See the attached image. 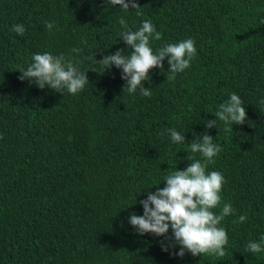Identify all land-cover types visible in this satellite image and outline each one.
Wrapping results in <instances>:
<instances>
[{
    "label": "trees",
    "instance_id": "trees-1",
    "mask_svg": "<svg viewBox=\"0 0 264 264\" xmlns=\"http://www.w3.org/2000/svg\"><path fill=\"white\" fill-rule=\"evenodd\" d=\"M136 2L124 11L107 0H0V264H264V252H246L264 236V0ZM121 17L132 31L151 20L162 36L150 41L154 52L191 38L190 67L169 80L165 58L142 81L152 95L129 94L121 69L92 59L130 54ZM44 52L86 71L84 89L20 80L18 69ZM232 93L245 122L206 128ZM170 128L185 143H173ZM205 132L222 148L206 171L225 180L213 211L234 209L219 225L228 244L223 257H180L179 245L139 234L129 216L143 214L139 201L164 187L173 167L203 161L189 144ZM240 215L247 220L236 223Z\"/></svg>",
    "mask_w": 264,
    "mask_h": 264
},
{
    "label": "clouds",
    "instance_id": "clouds-1",
    "mask_svg": "<svg viewBox=\"0 0 264 264\" xmlns=\"http://www.w3.org/2000/svg\"><path fill=\"white\" fill-rule=\"evenodd\" d=\"M111 6L119 5L124 11L139 9L136 0H107ZM137 15L141 13L137 11ZM45 26L51 30L53 24L45 21ZM121 28L124 29L120 35L125 44L132 51L129 55H122V50L105 55L97 61L105 66V69L113 65L121 69V78L126 81L127 91L133 94L139 88L143 96L150 97L151 91L142 85V81L148 80L149 72L153 68L163 69V61L167 58L168 79H175V74L183 72L190 67L191 60L196 56L195 42L184 39L177 43H169L153 51L150 41L161 40L162 36L156 30L151 20L142 22L138 30L128 29L127 22L121 17L119 19ZM12 30L20 36L24 35L23 24L12 25ZM72 52L80 49L73 48ZM32 62L26 69H18L22 74L20 80L28 79L35 82L40 89L49 88L61 93L66 89L70 94H77L84 89L89 82L86 71H80L74 66L71 58L64 54L53 55L49 52L35 53L31 57ZM96 71L94 68H91ZM216 119L206 120L205 127L216 126V120L231 126L233 123L240 125L247 119L245 107L241 98L230 94L229 99L220 104L215 112ZM173 143H185V137L175 128L167 130ZM213 137L205 132L199 140H193L189 144L192 153H199L204 159L189 160L192 162L184 169L173 170L164 178L165 186L157 187L155 192L148 191L147 198L140 200L143 214L134 213L129 216V223L134 226L139 234L151 233L154 236H163L170 240L173 245H179V251L174 255L183 257L185 252L193 256L207 254L217 257L225 255V245L228 244V234L219 225L224 218L232 213L234 209L230 203H223L217 214L213 209L221 205V190L224 185V176L218 171L207 172V165L213 163V158L222 151L218 144H214ZM247 220L246 215H240L235 221L243 223ZM171 229V237L168 236ZM164 251H168L165 244H161ZM246 252H264V236L260 241H249Z\"/></svg>",
    "mask_w": 264,
    "mask_h": 264
}]
</instances>
